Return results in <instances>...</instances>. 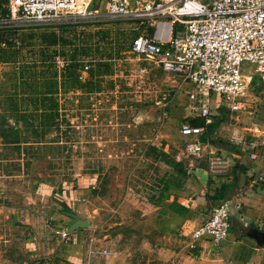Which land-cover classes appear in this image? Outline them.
<instances>
[{
  "label": "rangeland",
  "instance_id": "374dc122",
  "mask_svg": "<svg viewBox=\"0 0 264 264\" xmlns=\"http://www.w3.org/2000/svg\"><path fill=\"white\" fill-rule=\"evenodd\" d=\"M11 1L0 12V28L10 38L0 51V116L15 122L22 143L19 152L0 137V264L29 261L26 238L53 234L59 193L78 183L82 195L72 207L76 219L87 221L79 229L84 264H194V248L163 236L156 216L170 198L163 190L176 179L183 188L189 163L199 159L179 128L202 117L204 95L132 51V40L153 35L160 21L110 16L102 0H69L76 3L69 8L73 17L62 22L29 21L10 9ZM87 2L98 10L82 14ZM50 32L57 43H50ZM253 68L241 64L243 72ZM52 74L60 127L34 135L40 92ZM245 101L234 112L218 103L224 123L264 128V86L256 85ZM89 247L111 254L88 259Z\"/></svg>",
  "mask_w": 264,
  "mask_h": 264
},
{
  "label": "built area",
  "instance_id": "2783aa9c",
  "mask_svg": "<svg viewBox=\"0 0 264 264\" xmlns=\"http://www.w3.org/2000/svg\"><path fill=\"white\" fill-rule=\"evenodd\" d=\"M110 16L146 20L168 28L166 38L139 35L131 49L161 71L177 75L195 84L204 95L201 116L205 125L212 122L209 106L216 98L231 111L244 109L252 82L264 86V0H102ZM24 20L44 21L70 19L69 0H12ZM86 3L82 14L90 12ZM101 8V7H100ZM96 10V9H95ZM98 10V9H97ZM158 23V24H160ZM254 65L243 72L242 62ZM203 126L181 124L179 132L188 138L187 150L200 157L208 146L199 136ZM243 142L248 148H264V137ZM192 163H189L191 165ZM259 179L264 181V169ZM232 204L223 200L215 205L208 218L189 234V246L207 237L215 244L225 239L230 227ZM64 240L70 239L67 228L58 230ZM107 249L89 247L87 257L110 256ZM104 264H107L104 263ZM233 264V263H229Z\"/></svg>",
  "mask_w": 264,
  "mask_h": 264
},
{
  "label": "crops",
  "instance_id": "0c3cea01",
  "mask_svg": "<svg viewBox=\"0 0 264 264\" xmlns=\"http://www.w3.org/2000/svg\"><path fill=\"white\" fill-rule=\"evenodd\" d=\"M167 35L168 28L160 23L150 37L163 39ZM241 115L235 119L240 121ZM224 121L214 131L222 143L208 142L199 159L191 162L186 185L170 191L168 203L157 213V226L163 236L189 242L190 232L209 217L212 208L230 200L227 237L218 244L207 237L196 241L189 258L194 264H264V246L250 236L255 230H264V181L259 179L264 169V148H248L239 142L264 137V128ZM77 230L70 232L69 240L62 239L54 229L50 232L53 234L27 237L25 246L31 255L23 264H84L82 234ZM3 264L15 262L6 259Z\"/></svg>",
  "mask_w": 264,
  "mask_h": 264
},
{
  "label": "trees",
  "instance_id": "16d2710c",
  "mask_svg": "<svg viewBox=\"0 0 264 264\" xmlns=\"http://www.w3.org/2000/svg\"><path fill=\"white\" fill-rule=\"evenodd\" d=\"M8 2V0H0V12H4V11H8L7 7L3 6V4H6ZM106 5H104V9H106ZM97 9L98 6L97 4H93L90 3L89 5V9ZM9 30H5L3 28H0V51L3 52L4 48H2V43H4L3 46H8L10 45L9 42ZM50 43H57L59 37L55 32H50ZM55 74L50 75L49 77V83H45L46 90L41 91L40 94L43 96L42 99H40L39 106H40V110L42 111V113L39 115V122L34 126V130H33V134L34 135H42L45 130L47 128L50 127H55V128H59L60 126V116H59V112H58V104L57 101L54 97V93L57 92V81L56 78L54 77ZM94 76V72L91 71V77ZM22 77V76H21ZM256 81L252 82L251 85V89H253L256 85H260V84H256ZM261 86V85H260ZM218 100L217 98L211 102L210 106H209V116L212 118V122L210 124L205 125V119L204 117H197L191 120L190 125H198V126H203L204 127V131L201 134L200 140L202 142H209L211 144H221L222 141L218 138H216V136L214 135V131L215 129L218 127V125L224 120V116H222L221 111L219 110V104H218ZM222 107V106H221ZM29 125H32L31 123ZM40 126V128H39ZM40 130H37V129ZM43 129V130H42ZM17 133H18V127L16 126L15 122L14 124H11L5 117L0 116V137L2 138V142L6 145V144H16L17 145V149L20 152V142L17 138ZM37 144L42 143L39 140H36ZM25 143V142H24ZM164 155V154H163ZM176 165L181 166L180 162H175ZM179 171L183 174H185V172L183 171L182 168H179ZM182 181L183 180H179L176 179L175 180V184L174 186H170L165 188V190H163V192L168 191L169 193H171V190H175V189H182ZM53 193H56V191H54ZM82 195L81 193V188L79 186V183L76 185H72L71 188L64 190L63 194L59 193V198L60 199V209L57 211L56 214V219L54 222V229L55 230H59L61 228H68V226L74 221L76 220L74 214H73V207H72V203L74 199L79 198ZM163 195V194H162ZM62 198V201H61ZM178 205V207L181 208V210L185 211L186 208L178 203H176ZM170 206V205H169ZM172 206V204H171ZM175 208V207H174ZM79 230V229H78ZM77 230V231H78Z\"/></svg>",
  "mask_w": 264,
  "mask_h": 264
},
{
  "label": "water",
  "instance_id": "95a60500",
  "mask_svg": "<svg viewBox=\"0 0 264 264\" xmlns=\"http://www.w3.org/2000/svg\"><path fill=\"white\" fill-rule=\"evenodd\" d=\"M85 226H87L86 220L76 219L68 226L67 229H68V231L72 232V231H75L77 229L83 228ZM250 236L254 237L256 242L259 245L264 246V230H262V231L255 230V233L250 234Z\"/></svg>",
  "mask_w": 264,
  "mask_h": 264
}]
</instances>
